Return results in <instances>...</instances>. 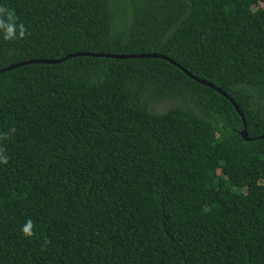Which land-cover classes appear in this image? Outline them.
<instances>
[{
	"label": "trees",
	"instance_id": "obj_1",
	"mask_svg": "<svg viewBox=\"0 0 264 264\" xmlns=\"http://www.w3.org/2000/svg\"><path fill=\"white\" fill-rule=\"evenodd\" d=\"M0 8V70L168 58L0 72V264H264V0Z\"/></svg>",
	"mask_w": 264,
	"mask_h": 264
},
{
	"label": "water",
	"instance_id": "obj_2",
	"mask_svg": "<svg viewBox=\"0 0 264 264\" xmlns=\"http://www.w3.org/2000/svg\"><path fill=\"white\" fill-rule=\"evenodd\" d=\"M76 56H97V57H111V58H116V59H125V58H142V57H149V58H154V57H159V58H164V59H168L163 55L157 54V53H148V54H128V55H124V54H109V53H87V52H77V53H73V54H69L63 58L57 59V60H28V61H23L20 63H16V64H12L4 69H1L0 72L6 71V70H10L16 67H20L26 64H31V63H59L62 61H65L71 57H76ZM175 64V63H174ZM176 66H178L181 70H183L190 78H192L193 80L197 81L198 83L208 86L210 88H213L214 90L218 91L219 93H221L223 96H225L226 98H228L231 103L234 105L235 109L238 111L240 117L243 120L244 123V127H245V122H244V118L243 115L240 113L238 106L234 103V101L225 93L223 92L221 89H219L218 87H216L214 84L202 80L198 77H195L194 75H192L191 73L187 72L186 70H184L181 66L175 64ZM241 136L246 139V140H250L247 136V133L245 131V129L241 132ZM258 138H264V136L262 137H258Z\"/></svg>",
	"mask_w": 264,
	"mask_h": 264
},
{
	"label": "clouds",
	"instance_id": "obj_3",
	"mask_svg": "<svg viewBox=\"0 0 264 264\" xmlns=\"http://www.w3.org/2000/svg\"><path fill=\"white\" fill-rule=\"evenodd\" d=\"M0 16H7L9 19L12 18V12L9 9L0 8ZM0 30H2L3 39L4 40H11L21 38L25 34V27L24 25H14L11 23L5 24L0 21ZM7 157L3 154H0V164H6ZM31 228V221L27 222V225L22 229V232L25 236L30 237L32 232L30 231Z\"/></svg>",
	"mask_w": 264,
	"mask_h": 264
},
{
	"label": "rangeland",
	"instance_id": "obj_4",
	"mask_svg": "<svg viewBox=\"0 0 264 264\" xmlns=\"http://www.w3.org/2000/svg\"><path fill=\"white\" fill-rule=\"evenodd\" d=\"M175 103H178L177 101H164L162 103L159 104H155V109L158 112H165L168 108H170L171 106H173Z\"/></svg>",
	"mask_w": 264,
	"mask_h": 264
}]
</instances>
